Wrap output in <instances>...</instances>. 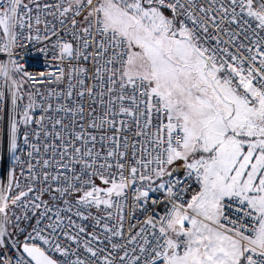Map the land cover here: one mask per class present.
Returning a JSON list of instances; mask_svg holds the SVG:
<instances>
[{
  "label": "snow or ice",
  "instance_id": "6c2138e0",
  "mask_svg": "<svg viewBox=\"0 0 264 264\" xmlns=\"http://www.w3.org/2000/svg\"><path fill=\"white\" fill-rule=\"evenodd\" d=\"M0 264H264V0H0Z\"/></svg>",
  "mask_w": 264,
  "mask_h": 264
}]
</instances>
